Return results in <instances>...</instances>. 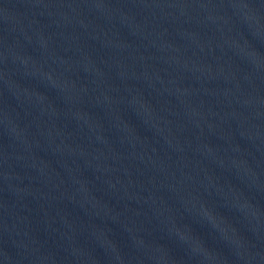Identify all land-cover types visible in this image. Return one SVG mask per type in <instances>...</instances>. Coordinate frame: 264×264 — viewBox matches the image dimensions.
Returning a JSON list of instances; mask_svg holds the SVG:
<instances>
[{
  "label": "water",
  "instance_id": "95a60500",
  "mask_svg": "<svg viewBox=\"0 0 264 264\" xmlns=\"http://www.w3.org/2000/svg\"><path fill=\"white\" fill-rule=\"evenodd\" d=\"M0 264H264V0H0Z\"/></svg>",
  "mask_w": 264,
  "mask_h": 264
}]
</instances>
